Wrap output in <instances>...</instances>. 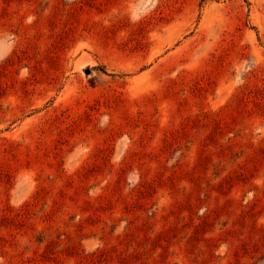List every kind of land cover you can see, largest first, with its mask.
Here are the masks:
<instances>
[{
	"label": "rangeland",
	"instance_id": "1",
	"mask_svg": "<svg viewBox=\"0 0 264 264\" xmlns=\"http://www.w3.org/2000/svg\"><path fill=\"white\" fill-rule=\"evenodd\" d=\"M0 264H264V0H0Z\"/></svg>",
	"mask_w": 264,
	"mask_h": 264
},
{
	"label": "water",
	"instance_id": "2",
	"mask_svg": "<svg viewBox=\"0 0 264 264\" xmlns=\"http://www.w3.org/2000/svg\"><path fill=\"white\" fill-rule=\"evenodd\" d=\"M88 71V70H87Z\"/></svg>",
	"mask_w": 264,
	"mask_h": 264
}]
</instances>
